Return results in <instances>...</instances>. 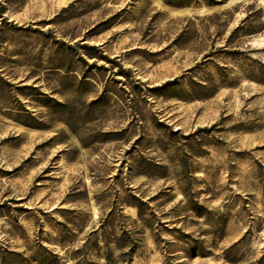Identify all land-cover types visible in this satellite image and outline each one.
Returning <instances> with one entry per match:
<instances>
[{"label": "rangeland", "instance_id": "374dc122", "mask_svg": "<svg viewBox=\"0 0 264 264\" xmlns=\"http://www.w3.org/2000/svg\"><path fill=\"white\" fill-rule=\"evenodd\" d=\"M213 1L0 0V249L264 264V0Z\"/></svg>", "mask_w": 264, "mask_h": 264}, {"label": "trees", "instance_id": "16d2710c", "mask_svg": "<svg viewBox=\"0 0 264 264\" xmlns=\"http://www.w3.org/2000/svg\"><path fill=\"white\" fill-rule=\"evenodd\" d=\"M166 4L177 7V8H185V7H192L195 3H197L199 0H164ZM207 1V6H213L215 2L213 0H206ZM250 19V16L248 15L241 23L240 26H238L234 30V34L239 33L241 30H243L244 25L248 22ZM250 34V33H249ZM252 34V33H251ZM86 49L89 51H93L96 49L94 46H85ZM216 51L221 54H227L230 56H241L243 52L239 49H234V50H229L226 47H221L217 48ZM123 69L122 67H120ZM3 72L0 71V81H4V78L2 76ZM253 79V78H252ZM255 79V78H254ZM5 83H8L5 81ZM192 84L198 86L202 90H207L208 86L203 84V83H198V82H192ZM194 85L191 86L192 89L194 88ZM177 86V79L167 81L161 86H157L152 88V92H155L156 95H164L167 90L176 87ZM46 97V95L44 94ZM210 95H204L198 94L197 98L201 97H209ZM28 113V111H26ZM27 118L32 119L33 121L35 118L32 116V114H26ZM25 125L29 127H34L30 126L27 124L28 122H24ZM212 128H203L201 129L202 132H210ZM187 195V194H186ZM192 201V200H191ZM137 207L141 211V206L137 205ZM196 207V206H194ZM2 206H0V209ZM62 231L65 233L68 231L67 226L63 225ZM66 230V231H65ZM65 235V234H63ZM129 234L126 231H123L119 237L116 238V243L119 244L123 242V246L119 247V249L123 250L128 249L126 254H130V252L133 251L134 246L130 242V237L128 236ZM62 240L66 241L67 238L65 236H62ZM110 242L108 238L105 236V233L103 232V226L96 229H92L87 235L86 238L84 239V244L77 249L76 251L73 252V256H71L72 259L76 260V264H103L91 259H88L86 255H84V252L88 251V248H95V249H104L106 254H105V259L107 261V264L110 262V257H111V251H110ZM103 243L104 246H100V244ZM61 263V258L59 255L55 254L53 251L49 250L47 247L43 245H37L35 250L32 252L30 256H25L23 253L12 251V250H6V249H0V264H60Z\"/></svg>", "mask_w": 264, "mask_h": 264}]
</instances>
